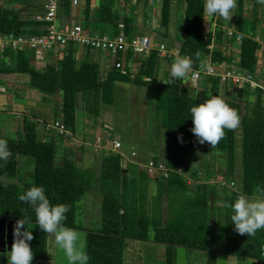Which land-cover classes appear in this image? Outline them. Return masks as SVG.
<instances>
[{"label":"trees","instance_id":"trees-1","mask_svg":"<svg viewBox=\"0 0 264 264\" xmlns=\"http://www.w3.org/2000/svg\"><path fill=\"white\" fill-rule=\"evenodd\" d=\"M29 2L0 0V34L33 36L44 33V23L22 14L29 7H34V3ZM204 2L183 0L186 7L182 37L177 34L174 44L168 47L178 49L182 57L189 56L193 68L197 70L201 69V63L205 65L210 58L213 64L232 63L240 71L255 73L258 65L264 62V56L260 54L261 44L256 39L260 29L264 40V6L256 0L249 8L247 0H237L232 18L235 28L245 37L238 47L239 57L234 59L223 48L225 40L221 25L225 20L222 18L219 20L220 26L215 29L217 47L214 51L209 48L214 17H204ZM16 3L23 8L11 6ZM70 7V1L65 0V14L70 13ZM114 8L113 0H100L95 16L99 21L113 23L118 29L120 16ZM248 9H251L250 13ZM171 10L172 0H163L160 28L169 29ZM89 12L91 10L87 3L86 13ZM129 21L128 17L124 19L128 35ZM7 49L9 61L0 64V70L28 74L31 89L43 96L60 95L59 114L52 123L33 122L23 114V124L16 136L11 137L0 130V139L8 141L11 153L7 160H0V218L14 221L23 219L26 228L33 226L34 238L29 242L34 254L32 263L45 264L52 256L48 235L38 228L33 208L18 197L33 186H42L52 206H69L64 226L85 231V264H126L128 241L150 239L165 246V264H176L177 247H184L187 252L205 253L206 264H217L220 253L237 258L244 264L249 260L264 264V230L258 231L255 237L239 235L233 230L232 211L227 206L234 203L239 195L250 198L264 195V89H244L240 99L237 94H227L232 87L224 85L219 76H203L201 80L205 87L202 88L184 84L185 80L166 85L162 82L169 77L171 61L175 57L162 59L156 50L148 56L135 57L132 52L121 55L120 59L126 57L122 68L113 66L102 74L100 65L89 58L90 49L87 48L81 61L77 59L79 48L75 44L64 49L62 57L55 64H47L40 69L32 65L35 55L28 48ZM136 60L139 61V69L133 73L130 63ZM161 60L166 61L168 67L160 77ZM123 83L142 86L153 93L149 130L153 131L151 143L137 139L142 150L133 146L130 155L124 150H102L99 170L92 166L80 167L76 151L86 152L89 149L95 153L92 148L99 136L91 138L85 135L89 143L68 146L63 139L71 140L70 135L60 134L56 129L48 128V125L61 121L69 131H75L78 112L85 113L87 121L100 124L98 119L104 111L109 110L105 107H114L118 98H123L119 87ZM222 87L226 90L224 95H221ZM251 92H254L253 98ZM215 95L238 111L241 124L234 131L226 130L225 137L215 149L204 144L210 148L209 165L198 166V162L188 164L198 145L190 131L193 127L190 109ZM81 97L83 104L80 109ZM101 124L113 138H118L116 127H105L113 125L112 122L106 120ZM40 127L46 131L47 139L40 134ZM180 136L183 143L178 140ZM101 139L102 143L106 142L105 136ZM151 148L153 150L148 151ZM154 156L161 160H155ZM29 160L33 164L31 181L23 183L22 170L27 168ZM150 161L162 163L170 169L168 178L152 177L144 168ZM123 163H127L126 168ZM132 164L139 168L135 173H131ZM201 174L209 180L214 179L216 183L202 182ZM220 176L226 185L219 181ZM153 180L158 184L155 194L150 187ZM231 183L234 184L231 186ZM91 189H100L98 193L102 197V224L99 229L82 228L76 223L79 203ZM217 242H223L222 248H216Z\"/></svg>","mask_w":264,"mask_h":264},{"label":"rangeland","instance_id":"rangeland-1","mask_svg":"<svg viewBox=\"0 0 264 264\" xmlns=\"http://www.w3.org/2000/svg\"><path fill=\"white\" fill-rule=\"evenodd\" d=\"M113 1L115 3V0ZM138 1L141 2L142 0H138ZM255 1L256 0H252V2H255ZM178 2H179L178 7L180 6L181 8L176 11L177 7L176 6L175 8L172 7L173 11H176V12L172 14L171 23H170V27L168 30L157 27L155 26V24L153 25L154 19L152 17H149L148 19L149 21L145 20L143 22V27L148 29V34L149 36H151L153 45L155 47H157L160 43H166V42L169 46H172L175 42V36L177 34H179L180 38L182 37L181 27L183 26L184 20H185V7H184L185 4L183 3V0H179ZM134 7L135 6H133L131 9L132 11ZM249 11L248 13H250ZM128 17L133 18V14H130ZM159 24L160 22H158V25ZM222 24L226 25V22H223ZM57 25L58 26L61 25L60 20L57 21ZM81 25L86 29V31L90 32L92 35L96 33L97 34H104V33L107 34L109 30H110L111 36L115 35L112 27L109 29L107 25H103L100 22L98 24V22L93 23V22H88L84 20L81 22ZM137 34H140L138 28L135 27V25L131 26L130 35H129L130 38H132L134 35H137ZM6 51H8V49H6ZM6 51L3 54L0 53V64L2 65L4 64L5 61L7 62L9 61V57H8L9 55L6 54ZM235 53L236 55H238L239 51H235ZM112 60H113V57H111L110 54L103 53L101 55L100 62H101V65L104 66L105 64H110ZM172 63L173 61H171V64ZM130 66H132L131 63H130ZM258 67L260 68V72H258L257 74V80H260L263 83L264 82V62L260 63ZM138 69H139V64L135 66L133 73H136ZM184 84L190 85L192 87H198V86H200L201 88L205 87V83L203 82V80L199 81L198 83L199 85L197 84L191 85L190 80L185 79ZM119 87L121 88V95L123 96V98L119 97L117 104L114 107L106 106L105 108L109 110H107L106 112L104 111L103 114L101 115V118L98 119V121L104 122L107 120L108 122H113L112 123L113 125L108 124L109 126L106 125L105 127L111 126V128L112 127L117 128L116 132L118 133H116V135L118 134L117 136L121 141L123 150L126 152L127 155H130L133 146L137 147V149L139 150H142V147L137 144L138 140L136 141L133 136L144 139L147 143H151L152 141V138L150 136H153V131L152 130L149 131V130H150V124L152 123L151 119H152V110H153V102H152L153 93H151V91H149L145 87L137 86L134 84L123 83V84H119ZM5 91L6 89H4V92ZM220 91H221V95H224L226 92L224 87H222ZM4 92L0 93V96L4 95L3 94ZM39 95L40 97H42L41 93ZM250 96L253 98L254 92H251ZM44 97L45 98H43L42 101H37V105L47 110L48 107L45 104V100H47L46 98L51 99L52 105H53V108L51 107L53 110L52 115H48L47 113L41 114L38 108L36 110L34 109L32 110L31 109L30 110L15 109L11 113L12 116L20 117L23 114H26L28 115V117L33 119V122H37L36 118H39V119L43 118L46 121L52 122L54 119L53 115L55 113V107L57 104L59 105V101L58 99H56V97H46V96ZM2 112L3 111L0 110V115H3ZM58 114L59 113H57V115ZM39 116H41V118ZM85 117H86L85 113L78 112L77 127L75 131H70L69 135L71 137V140L66 139L68 146L80 145L83 142L89 143V141L86 140L85 135H90L91 138H93V135H96V134L101 137H103L104 135L108 136L110 134L109 131H106L104 128L100 127L98 123H96L97 125L94 123H91L92 120H90L89 122L87 121ZM109 138L111 139L113 137L109 136ZM92 149L96 151L94 154H92L89 149H87L86 152L81 151L82 153L76 151V160L80 167H87V166L91 167L92 166V167H95L96 170H99L100 163H101L102 150L100 146L99 148L94 146V148ZM150 150H153V149L151 148L148 151ZM209 153H210V148L208 146L200 145L198 143V145L196 146L195 155L193 154V157L191 156L189 158L188 164H190L191 162H198L196 165L206 167L207 165H209V163H211V158H209ZM154 158L155 160H161L160 157L154 156ZM26 167L27 168L22 170V174H21L22 182L31 181V173L33 170L32 160H29ZM138 169L139 168L137 165L135 164L131 165V173L137 172ZM200 179L202 182H207V183H212V184L216 183L214 179L211 178L209 180L204 175H202V178ZM157 185H158L157 181L153 180L151 181L150 187H152V190L154 189L156 191ZM99 191L100 189L89 190L84 196V198L81 200V202L79 203L77 217H76L77 226L82 227V228H88V229L89 228L91 229L101 228V224H102L101 199L102 197H101V194L98 193ZM27 229L28 231L32 232L33 226L28 225ZM150 235L151 237H153L152 233ZM149 241H153V239H150ZM149 241L147 242L141 241L144 247H142L141 250H139V253L137 254L138 258L137 260L134 261L133 264H164L165 253H166L165 246L160 244V245H157V250H153L152 248L149 247L151 245V242ZM48 244L49 246L52 247V249L49 250L50 253L52 255H55L56 242L53 236L48 235ZM222 246H223V242H217L216 248H222ZM125 254H126L125 262L127 264V260H126L127 252ZM32 264H37V263H32ZM187 264H206V254L201 251H188L187 252ZM228 264H244V263L238 260L237 258L229 257Z\"/></svg>","mask_w":264,"mask_h":264},{"label":"clouds","instance_id":"clouds-1","mask_svg":"<svg viewBox=\"0 0 264 264\" xmlns=\"http://www.w3.org/2000/svg\"><path fill=\"white\" fill-rule=\"evenodd\" d=\"M257 3L264 6V0H257ZM236 7L237 0H205L203 15L205 18H219L218 23L220 18L226 21L232 20L231 25L226 24L222 27L234 26L235 21L232 18V12ZM196 55L199 57V53ZM238 57L239 54L236 58ZM200 67L203 69L205 65L201 63ZM169 71V77L162 82L166 85H173L181 80L184 81L189 77V74H191L192 79H195L198 75L193 71L192 60L181 56L175 57ZM190 113L193 124L190 129L191 133L200 145L208 144L213 149L225 137L226 130L234 131L241 124L238 111L230 107L219 95L212 96L198 106L191 107ZM109 128L111 129V126ZM110 136L112 137L111 134ZM178 140L183 143L182 136L178 137ZM120 151L123 152V146ZM10 154L8 141L0 139V160H7ZM18 199L33 208L38 228L46 235L55 238L56 245L59 251L63 253L66 264H85L84 236L73 229L65 227L63 224L67 219L68 205L58 204L52 206L42 186L31 187L24 194L19 195ZM227 206L232 211L230 218L232 224H234L233 230L239 235L255 237L258 231L264 230V195L251 198L239 195L234 203ZM25 226L26 221L23 219L17 220L14 225V242L11 250L4 253L7 257V264H32L34 254L29 242L34 237L32 232L28 231ZM51 257L54 259V255Z\"/></svg>","mask_w":264,"mask_h":264},{"label":"built area","instance_id":"built-area-1","mask_svg":"<svg viewBox=\"0 0 264 264\" xmlns=\"http://www.w3.org/2000/svg\"><path fill=\"white\" fill-rule=\"evenodd\" d=\"M31 3H36L38 0H29ZM62 0H44V10L35 15L34 20L45 24L44 33L33 36H15L14 34H0V53L3 54L7 48L11 49H24L28 48L34 53V62L47 63L48 56L54 51L66 49L70 44L88 48L94 51L108 53L114 58L113 66L116 68H122L124 60L120 59L121 55H125L128 52H132L136 56H148L154 50H156L162 59L181 56L178 49L168 47L166 43H160L157 47L153 45L152 38L148 35H136L132 38L128 37L125 32V24L118 23V33L115 36L109 34H91L86 31L81 25L73 24L71 26H64L60 28L57 25L59 17L60 4ZM249 8H251L252 0H247ZM72 4L77 6L79 0H72ZM212 44L210 49L214 51L217 47L216 44V31L219 26L218 18L214 17L212 21ZM224 31L223 39L225 44L223 48L225 53L236 58L235 51H238V47L241 45L245 34L239 32L234 26L222 27ZM261 44L260 54L264 56V42L259 37L256 38ZM231 41V43H229ZM233 43V44H232ZM234 46V47H233ZM236 49V50H235ZM235 50V51H234ZM182 57V56H181ZM190 58L189 56H185ZM198 75L195 79H192L191 74L187 79L190 80L191 85L197 84L203 76H219L224 85L231 87H240L243 90L249 89L251 91L257 88L264 89V84L257 80V74L260 72L258 67L255 73L240 71L234 64L228 65L227 63L213 64L211 59L205 63L203 69L197 70L193 68ZM4 92V88L0 85V93ZM48 128L56 129L60 134L69 135L70 131L66 128L61 121H55L53 124L48 125ZM110 134L106 136V142L102 143L101 137H97L94 146L101 148V150H112L113 152H121L122 144L117 138H109ZM134 155V154H133ZM123 167H127V163H123ZM148 173L152 177L167 179L170 173V169L155 161H150L144 165ZM219 181L223 185L226 182L222 176L219 177ZM234 183H231V186ZM229 186V185H228ZM45 264H55L52 257L48 258Z\"/></svg>","mask_w":264,"mask_h":264},{"label":"crops","instance_id":"crops-1","mask_svg":"<svg viewBox=\"0 0 264 264\" xmlns=\"http://www.w3.org/2000/svg\"><path fill=\"white\" fill-rule=\"evenodd\" d=\"M68 1H70V4H71L69 14H65L64 10H63L65 0H62V2L60 4L59 17L57 20V21L60 20V23H61V25H59L60 28H62L64 26H71L73 24L81 25V22L86 20L88 22H93V23L98 22V24L100 22L103 25H107L109 27V29L112 27L115 35H116V32H118V29L115 28V25L113 23L99 21L97 19V17L95 16V12L98 9L100 0H89V1L79 0V4L77 6H74L72 4V0H68ZM178 1L179 0H172V7L175 8V6H176L177 7L176 11L178 10V3H179ZM162 2H163V0H142L141 2H139L138 0H115V3H114L115 8L114 9L116 12L119 13V16H120V19H119L120 21L118 23H124L125 24L124 19L126 17H128L130 14H133V18L128 17L130 19L129 23H131L130 27L135 25V27L138 28L140 34H137V35H148L149 36L148 29L143 27V22L145 20H148L149 17H152L154 19L153 25L155 24V26H157V27L160 26V24L158 25V22H159L158 20H159V16L161 13ZM29 3H31V2H29ZM87 3H89V7L91 10V12H89V13H86ZM252 5H253V3H252ZM11 6L14 8H18V9L23 8L22 5L17 4V3L11 4ZM133 6H135V7L132 11L131 9ZM184 7H186V6L184 5ZM43 10H44V0H38L36 3H34L33 8L29 7V9L27 11L22 12V14L26 15V16L29 15L30 18L34 20L35 15L41 13ZM249 10H251V9H248V11ZM171 11H172L171 12V17H172V14L176 11H173V9ZM249 12H251V11H249ZM225 22H226V24L229 25L230 22L232 23V20L231 21L225 20ZM231 23H230V25H231ZM262 25H264V24H262ZM125 27H126V25H125ZM107 34L111 35L110 30L108 31ZM100 35H103V34H100ZM129 35H130V32H129ZM129 35L127 34L128 37H130ZM134 36H136V35H134ZM257 37H259L261 39V41H264L262 38V33H261L260 29L258 31ZM77 47L79 48V52L77 53V59L79 61H81L83 59V57L86 55L87 48H83L80 46H77ZM63 51L64 50L60 49L59 51L57 50V51L50 53L48 56L47 63L37 64L34 62V60L31 63H32V65H34L38 69L43 68L47 64H51V63L55 64L62 57ZM102 54H103L102 52H98V51H94V50H91L88 53L90 60L98 63L101 67L102 74H106L107 71L113 67L114 58H113L112 62H110V64H105L103 66V65H101V62H100ZM135 57H137V56H135ZM123 60L125 61L126 57H124ZM138 64H139V61H137V60L131 62L132 72H133L135 66ZM167 67H168L167 62L164 60L163 61L161 60L160 67H159V76L160 77L163 76ZM29 82H30V76L28 74L10 73V72L4 71V70H0V85L2 87H4V89H6V91L3 93L4 95L0 96V105H1L0 110L3 111L2 112L3 115L0 117V130H1V132H4L5 134L10 135L11 137H14L18 134V129H20L22 127L21 124H23V121H22L23 118L21 116L20 117L12 116L11 113L13 110H15V109H17V110H24V109L36 110L39 108V112L41 114L47 113L48 115H52V113H53V110H52L53 105H52L51 99L46 98L47 100H45V104L48 107L47 110H45L41 106L37 105V101H42L43 98H45V97L43 95H41L42 97H40L39 92L31 89ZM56 99H60L59 94L56 96ZM82 102H83V99L81 97L79 99L80 109H81L82 104H83ZM54 104H55V102H54ZM58 109L59 108H58V104H57L55 107V113L53 115L54 119L56 118ZM39 117L41 118V116H39ZM36 121H38V122L39 121L49 122V121L44 120L43 118H41V119L36 118ZM52 122H49V123H52ZM108 123H111V122H108ZM99 125L100 126L102 125L101 122ZM39 132L42 135L44 134V139H47V137L45 135L46 131H44V129H42L40 127ZM93 136H95V135H93ZM133 137L135 138L136 141H137V139H139V137L138 138L135 136H133ZM63 142L66 145H68L64 139H63ZM78 152H81V151H78ZM92 154H94V153H92ZM153 193L155 194L154 189H153ZM149 242H151V245L149 247L152 248L153 250H157V245H160V244H157L153 241H149ZM141 245H142V243L139 240L138 241L137 240H129L128 241V247L126 250V252H127V257H126L127 264H133L134 261L137 260V258H138L137 254L139 253V250H141V248L144 247V245H142V246Z\"/></svg>","mask_w":264,"mask_h":264},{"label":"water","instance_id":"water-1","mask_svg":"<svg viewBox=\"0 0 264 264\" xmlns=\"http://www.w3.org/2000/svg\"><path fill=\"white\" fill-rule=\"evenodd\" d=\"M244 90L240 87H233L230 89L227 94H237L238 97L241 99L243 97ZM16 221L14 220H6L0 218V262L7 263V257L4 255L7 251L11 250V246L14 242L13 231L14 225ZM26 227V226H25ZM77 233H80L84 236V255H85V263H86V233L82 230H74ZM51 249L52 247L49 246ZM228 256L226 254H218L217 255V264H228ZM55 264H66L63 253L59 251L57 245L55 247ZM176 264H187V251L184 247H177L176 250ZM247 264H257L256 260H249Z\"/></svg>","mask_w":264,"mask_h":264}]
</instances>
